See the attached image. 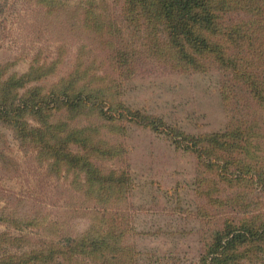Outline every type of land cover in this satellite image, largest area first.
<instances>
[{"label":"rangeland","instance_id":"374dc122","mask_svg":"<svg viewBox=\"0 0 264 264\" xmlns=\"http://www.w3.org/2000/svg\"><path fill=\"white\" fill-rule=\"evenodd\" d=\"M124 2L0 0V264H204L218 230L264 224L252 77L186 59ZM231 16L256 20L223 42L253 44L241 61L264 81V19ZM239 249L264 264V239Z\"/></svg>","mask_w":264,"mask_h":264},{"label":"trees","instance_id":"16d2710c","mask_svg":"<svg viewBox=\"0 0 264 264\" xmlns=\"http://www.w3.org/2000/svg\"><path fill=\"white\" fill-rule=\"evenodd\" d=\"M124 5L127 6L124 8L126 13L132 14V20L137 22L145 16L152 23L164 25L168 40L176 42L184 57L192 62L195 58L186 53L185 44L194 52L215 54L225 68L229 65L236 67L238 61L239 68H236V73L246 78L252 77V80L247 82L248 85L252 90H258L259 97L264 99V81L260 79L259 74L247 72L241 61L243 57L241 49L248 51L253 44L246 47L240 46L239 43L238 56L235 59L224 45L227 40H233L238 44L237 42L245 41L249 37L252 39L251 30L256 25V20L251 18L247 21L235 20L231 14L246 11L250 15L264 19V0H125ZM256 29L252 43L259 39L260 31L257 27ZM194 65L199 67L197 63ZM81 97L82 95L76 96V100ZM51 98L62 99L66 105L72 103L68 96L53 94ZM21 109L19 105L14 111ZM2 113H5L4 106L0 104V117L8 120L10 113L7 115ZM256 239H264V224L259 229L247 223L232 229L226 226L215 233L213 242L204 255V264H243L240 259L242 251L239 247L249 245Z\"/></svg>","mask_w":264,"mask_h":264}]
</instances>
